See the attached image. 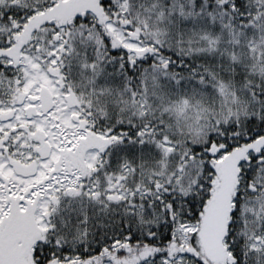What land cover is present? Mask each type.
<instances>
[{
	"label": "snow or ice",
	"instance_id": "obj_1",
	"mask_svg": "<svg viewBox=\"0 0 264 264\" xmlns=\"http://www.w3.org/2000/svg\"><path fill=\"white\" fill-rule=\"evenodd\" d=\"M0 264H264V0H0Z\"/></svg>",
	"mask_w": 264,
	"mask_h": 264
}]
</instances>
